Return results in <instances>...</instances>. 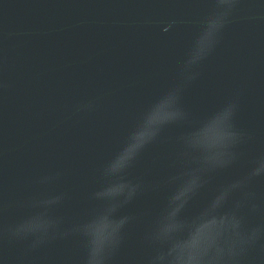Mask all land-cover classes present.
<instances>
[{"label": "water", "instance_id": "water-1", "mask_svg": "<svg viewBox=\"0 0 264 264\" xmlns=\"http://www.w3.org/2000/svg\"><path fill=\"white\" fill-rule=\"evenodd\" d=\"M262 166L264 0H0V264H264Z\"/></svg>", "mask_w": 264, "mask_h": 264}, {"label": "clouds", "instance_id": "clouds-1", "mask_svg": "<svg viewBox=\"0 0 264 264\" xmlns=\"http://www.w3.org/2000/svg\"><path fill=\"white\" fill-rule=\"evenodd\" d=\"M220 2L223 3L224 0H220ZM216 17H218V23H217V30H218L220 27L223 26V18H222V16H220V15H218V16H216ZM177 115H178V113L173 112V113H172V116H171L170 119H167V120L161 121V122H159V123H156L152 128H150V130H149L146 134L144 133L142 127H141L138 131H136V132L132 135L130 141L136 139V138L139 136V137H142V138L140 139V143L137 145L136 150H135L134 152L130 153L129 155H127V156L125 157V159L123 160V163H122V166H121L120 170L123 169V168L128 164V162H129L130 160H132V159L135 157V155L137 154V152L139 151V149H141L146 143H148V142H149V141H150V140L156 135L157 129H158V127H159L160 125H162V124H164V123H167V122L173 120ZM230 135H231V134H229V135L226 137V141L230 138ZM225 145H226V144H225ZM124 151H125V148H124V150L122 151V153H124ZM122 153H121V154H122ZM121 154H120V155H121ZM120 155H119V156H120ZM119 156H118V157H119ZM120 170H119V171H120ZM109 171L112 172V173H116L112 168H110ZM261 171H264V166H262V169H257V170H255L254 173H253V175L259 174ZM115 185H117V184H115ZM118 185H119V191H118V192H113V191H111V187H109V188H107L104 192L100 193L99 195H101V196H105V197H116V196L121 195V194L124 192L125 188L128 187V185L123 184V183H119ZM133 191H134V189H131V190L129 191L128 195L131 196ZM114 223H115V222H114ZM122 223H123V221H120L119 223H117V227H116L115 229H113V230L109 233V236H108V238H107L105 244L108 243V242H110V241L114 238L116 232L119 230V228H120V226H121ZM105 244H104V245H105ZM92 245H93V247H92L91 259H90V261H89V264H100L99 256H100V253H101V252H98V251L96 250V243H95V241H94V238H93V240H92Z\"/></svg>", "mask_w": 264, "mask_h": 264}]
</instances>
